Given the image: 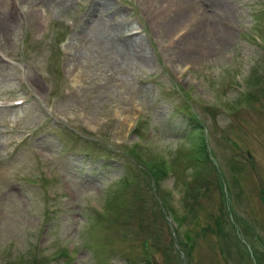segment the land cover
<instances>
[{"label": "rangeland", "instance_id": "374dc122", "mask_svg": "<svg viewBox=\"0 0 264 264\" xmlns=\"http://www.w3.org/2000/svg\"><path fill=\"white\" fill-rule=\"evenodd\" d=\"M0 16V264H264V0Z\"/></svg>", "mask_w": 264, "mask_h": 264}, {"label": "bare ground", "instance_id": "6f19581e", "mask_svg": "<svg viewBox=\"0 0 264 264\" xmlns=\"http://www.w3.org/2000/svg\"><path fill=\"white\" fill-rule=\"evenodd\" d=\"M176 1V0H175ZM189 1V0H188ZM99 3H102L101 5V7H102V9H103V11H105V6H106V2H104V1H97V5L99 4ZM163 3V2H162ZM169 3H170V0H169ZM184 4V3H183ZM165 5V4H164ZM169 5V4H168ZM165 6H167V5H165ZM170 6V5H169ZM173 6V5H172ZM100 7V8H101ZM168 7V6H167ZM171 7V6H170ZM3 12V11H2ZM102 13V12H101ZM183 14V13H182ZM3 18H5L4 16H3ZM1 19V16H0V27H1V25L3 24L4 25V22H5V19ZM221 20V19H220ZM181 21V20H180ZM211 28H222V29H227L228 28V26L226 25V23L224 24V23H220L219 21H217V20H214L213 21V23H211ZM191 33H192V35H190V37H193L192 39H195L196 37L198 38V37H200V36H202V34L200 35V33H197V29H193L192 31H190ZM203 34H205L206 35V33H203ZM212 35V34H211ZM225 35V34H224ZM208 36V35H207ZM206 36V37H207ZM201 39L203 38V37H200ZM200 38H198V39H200ZM208 38V37H207ZM188 40H190V39H188ZM203 40V39H202ZM208 41V40H207ZM203 42V41H202ZM201 43V42H200ZM136 44H138L137 42H134L133 40L132 41H130V40H126V39H124V40H122V42H121V47H123V49H133V48H135V46H136Z\"/></svg>", "mask_w": 264, "mask_h": 264}, {"label": "trees", "instance_id": "16d2710c", "mask_svg": "<svg viewBox=\"0 0 264 264\" xmlns=\"http://www.w3.org/2000/svg\"><path fill=\"white\" fill-rule=\"evenodd\" d=\"M181 114L186 118V121L191 127H198L197 121L195 120L194 117L191 116V113L188 111L187 108L183 109Z\"/></svg>", "mask_w": 264, "mask_h": 264}]
</instances>
